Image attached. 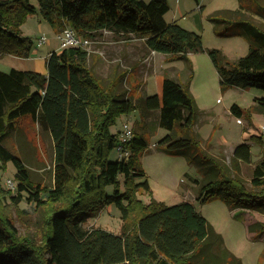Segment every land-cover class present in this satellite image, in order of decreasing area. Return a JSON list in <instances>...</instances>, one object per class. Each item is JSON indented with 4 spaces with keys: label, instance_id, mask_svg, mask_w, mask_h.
<instances>
[{
    "label": "trees",
    "instance_id": "16d2710c",
    "mask_svg": "<svg viewBox=\"0 0 264 264\" xmlns=\"http://www.w3.org/2000/svg\"><path fill=\"white\" fill-rule=\"evenodd\" d=\"M37 2L38 6L32 0H0V56H29L32 41L22 35L20 25L39 9L57 33L71 25L87 38L103 30L124 40L142 38L152 51L185 59L190 73L185 83L166 75L162 96L155 93L134 99L128 89H121L124 72L103 82L89 66V50L82 46L52 51L46 59L47 74L0 70V181L1 172L12 161L18 183L11 199L17 204L28 199L47 209L40 245L19 237L11 219L0 210V264H243L193 203L167 205L152 198L145 204L138 198L141 188L150 190L140 161L149 144L141 121L159 111L158 126L168 132L156 145L169 153L187 154L191 161L203 156L200 141L192 135L199 108L190 91L193 66L189 54L207 51L223 91L230 87L264 89V29L240 19L250 47L246 55L230 61L221 49H205L201 33L177 20L167 21L168 0ZM212 20L224 34L218 24L228 21ZM259 104L263 109L264 97ZM135 109L140 110L141 120L136 121L134 136L126 143L130 154L111 160V152L117 151L121 141L112 126L118 117ZM230 110L238 118L245 113L237 103ZM23 117H31L54 140L52 186L32 180L24 160L5 145ZM205 153L206 161L198 166L206 179L196 180L197 200L222 199L231 210L264 212V155L252 170L249 187ZM232 158L236 165L251 163V145L238 144ZM109 185L114 186L112 194L107 192ZM109 203L122 211L120 232L86 228L85 222ZM248 229L256 232L254 225Z\"/></svg>",
    "mask_w": 264,
    "mask_h": 264
},
{
    "label": "rangeland",
    "instance_id": "374dc122",
    "mask_svg": "<svg viewBox=\"0 0 264 264\" xmlns=\"http://www.w3.org/2000/svg\"><path fill=\"white\" fill-rule=\"evenodd\" d=\"M168 2L170 8L165 14L167 21L177 20L183 27L201 33L205 49H221L230 61L246 55L250 47V42L242 34L243 25L239 23L240 19L249 20L264 29V0H243V6L240 0H168ZM32 3L38 6L37 0H32ZM236 10L239 12H235ZM213 18L228 21L218 24L221 25L218 27L224 30V34L216 29ZM20 29L22 35L32 41L29 56L2 55L0 70L8 71L15 67L47 71L45 61L37 60L36 57L59 48V33L44 19L39 9L26 17ZM41 35H45L49 40L38 45ZM101 37L105 39L98 43L97 40ZM92 39L94 43L89 47L91 55L88 64L95 75L107 83L109 78L124 72L121 89H128L134 99L145 97L149 92L160 91L157 75L163 77L167 75L183 83L188 80L190 69L185 59H171L160 52L156 54L147 47L142 38L124 40L108 31L100 32ZM108 46L120 48V55L116 56L120 58L118 63L120 72H106L99 68V60L94 57L95 50L98 47L106 50L104 54L107 57L110 51ZM189 59L193 66L190 91L199 108L192 135L200 141L203 151L222 162L227 171L241 178L250 187L252 170L264 155V134L261 130V126L264 125V108H260L259 104L260 98L264 97V89L230 87L223 91L218 72L207 51L189 54ZM147 74L150 77L147 76L146 79ZM233 103H237L245 110L241 119L231 112L230 107ZM158 116L159 111H154L141 121L149 144L141 153L140 161L147 172L150 190L141 188L137 194L138 198L145 204H149L152 198L167 205L184 201L193 203L223 236L225 246L241 258L243 264H264V212L236 209L233 213L227 202L222 199H212L204 203L197 200L199 186L196 180L206 179L198 166V163L206 161L205 152L202 153L203 156H198L197 160L191 161L187 154L169 153L159 148L156 142L168 131L158 126ZM140 117L141 112L137 109L130 114H123L117 118L112 131L118 133L125 121L134 129L136 121L141 120ZM244 140L251 143L252 162H238L236 165L232 161L233 151L236 143ZM5 145L24 160L32 180L45 186H52L55 143L49 132L41 125L31 117L20 118L16 128L5 140ZM117 158L118 154L114 149L110 159ZM15 172L12 161L1 172L0 210L11 219L19 237H26L40 245L43 242L47 209L36 206L28 199L19 204L11 199V194H16V190L7 183V180L12 179L17 185ZM113 191L114 186L109 185L107 192L112 194ZM122 225V211L115 203L107 204L97 216L90 217L84 224L86 228L97 226L115 233L120 232ZM248 225H254L257 235L254 234V230L249 232Z\"/></svg>",
    "mask_w": 264,
    "mask_h": 264
},
{
    "label": "built area",
    "instance_id": "2783aa9c",
    "mask_svg": "<svg viewBox=\"0 0 264 264\" xmlns=\"http://www.w3.org/2000/svg\"><path fill=\"white\" fill-rule=\"evenodd\" d=\"M58 37L60 40L59 51L70 46H82L87 48L92 43V40L90 38L80 35L77 30L71 25L66 26L58 34ZM48 40V37H46L45 35H41L38 39V45H42L48 42ZM261 130L264 134V125L261 126ZM119 136L121 141L117 147V154L119 158H124L129 156L130 154V149L126 147V143L134 136V129L128 121L123 122L122 127L119 130ZM7 183L12 186L13 189L16 188V183L13 182L12 179H8Z\"/></svg>",
    "mask_w": 264,
    "mask_h": 264
},
{
    "label": "crops",
    "instance_id": "0c3cea01",
    "mask_svg": "<svg viewBox=\"0 0 264 264\" xmlns=\"http://www.w3.org/2000/svg\"><path fill=\"white\" fill-rule=\"evenodd\" d=\"M145 1H149V0H145ZM100 32H104V33H106V32H108V31H106V30H103V31H100ZM99 32V33H100ZM99 33L97 34V35H99ZM91 40H92V43L87 47V49L89 50V56L91 55V52H90V49H89V47L94 43V40L92 39V38H90ZM105 38H103V37H101L99 40H97V42L99 43V42H101L102 40H104ZM108 47H110V51H109V54L107 55V57H106V55L104 54L105 53V51L106 50H101L100 49V47H98V49L97 50H95V55H94V57H96L99 61V68H102L103 70H106V72H116V71H118V72H120L119 70H120V65L118 64L119 63V61H120V58L119 57H116V56H118V55H120V48L119 47H115V46H108ZM57 50H59V48L57 49ZM52 51H56V50H50L46 55H41V56H37L36 58H37V60H44L45 61V65H46V59H47V57H48V55L52 52ZM155 53H156V51H155ZM157 54V53H156ZM190 54H192V53H190ZM35 57V56H34ZM29 59L31 58V56L30 57H28ZM88 61H89V59H88ZM115 63V64H114ZM123 64V63H122ZM12 68H15V67H12ZM17 69H19V68H17ZM22 70H29V69H22ZM31 71H37V72H41V71H39V70H31ZM41 73H44V74H47V71H45V72H41ZM147 76H149L150 77V75L149 74H147L146 75V79L148 78ZM158 76V86H159V88H160V91L159 92H156L157 94H159L160 96H162V93H163V80H164V77L163 76H159V75H157ZM146 81V80H145ZM152 94H155V92H153V93H151V92H149L148 93V95H152ZM195 125V124H194ZM242 142H246V143H249L250 145H251V143L248 141V140H244V141H242ZM241 142V143H242ZM241 143H236V145H235V147L238 145V144H241ZM235 149V148H234ZM252 150V149H251ZM244 163V162H243ZM232 212L234 213L235 212V210H232ZM236 215H237V213H235ZM250 232V231H249Z\"/></svg>",
    "mask_w": 264,
    "mask_h": 264
}]
</instances>
